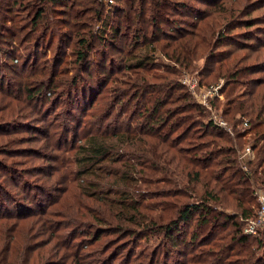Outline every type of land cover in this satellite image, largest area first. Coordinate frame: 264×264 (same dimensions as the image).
I'll return each mask as SVG.
<instances>
[{"label": "rangeland", "instance_id": "obj_1", "mask_svg": "<svg viewBox=\"0 0 264 264\" xmlns=\"http://www.w3.org/2000/svg\"><path fill=\"white\" fill-rule=\"evenodd\" d=\"M1 1L4 3L7 0ZM22 1L19 0L18 3L15 0L8 1L9 6L13 7L15 11V22H11L14 21L12 19L6 21L0 13V23L5 22L7 26L17 27L15 29L19 31V36L14 42L20 46V48L16 47L15 51H17V54L13 58L6 57L9 54H5L6 56H4V54H1L2 51H0V77H4L6 85L9 80L15 83L18 89L21 90V92H18V95L21 93V96L25 95L24 87L26 86H40V84L36 83L48 81L50 77L51 79L56 78V80L51 92H47L50 95L45 93V97L42 96V102L47 99L48 103L39 104L41 101H38L36 103L34 102L32 106H22L19 98L11 99L10 106L13 108L16 107L18 110L21 107L25 108H21L22 112L18 114L21 115L19 118L17 115L13 119H9L7 116L5 120L3 119L6 122L0 123V143H6L8 153L6 155L0 154V160H3L0 164V200L7 204L6 207L9 212H13V218L20 221L22 219H28L27 221L31 223V219L39 216L45 209L49 211L53 209L54 212L56 211L55 215L60 216L59 218L61 219H65L63 221L64 223H69L70 217H62L70 216L73 213L70 204L74 203L76 197L79 201V209L74 211L79 216L85 214V219L87 220H84L89 222V224L81 222V225L84 226V228H81L82 233H92L95 224L99 223L93 217L99 216V219L103 217L109 219L105 213L106 211L102 209V207L109 208L108 203L102 202V200L98 199V196L92 198L90 194L84 195L82 190H79L77 187L79 185L85 188L86 183H82L81 181L73 182L71 178L67 181L68 178L64 175L65 170H61L59 164L53 161L59 157L63 158L65 162H70V158H72L75 151L73 150V146H78L83 141L84 136L99 133L100 124L99 122H97V125L93 124L95 119L91 116L98 118L100 115L101 117H105L109 114L111 116L106 121L107 126L106 128L105 125L103 126L101 133L115 134L116 138L114 141L117 142L116 145L118 147L116 148L115 157L120 162L112 165L111 161H107L102 163L100 168L104 170L108 169L111 171L110 173L114 171L122 178V181L118 182L117 186L114 185V194H110L109 198H117V192L120 194L127 190L130 196H133L139 202L144 201L148 197V199L146 198V205L150 208L149 211L144 210V214L142 215L153 217L160 222H163L161 220L167 221L174 214L173 209H177L178 201L180 203L195 201L194 199H188L183 196L178 198V182H182V178L178 177V148L191 149V147L203 142L206 143L210 140H215L220 145H223L224 142L220 138H212L211 134L207 131L203 132L198 122H192L191 119L184 121L178 117V105L183 104V100L178 103L179 93L186 92V94H192L191 96L194 97L196 103L203 107L204 110L201 108V111L205 113L204 116L194 113V108L190 111V113L192 112L194 114L195 120H212L216 126L227 131L228 136L233 137L237 127L238 129L241 127L242 130L249 129L250 121L248 118H241L236 115L235 119L238 120L240 118L239 121H241L240 126H236L234 124V118L232 117L233 112L228 113V115L226 114L229 109H225V103L227 102V98H229L228 91L230 89L226 91L227 81L225 77L214 74L219 67V63H217L218 60H214L212 57L225 58L230 53L229 49L235 45L234 42L224 43L212 57L209 55L199 56L194 63L186 62L181 65L178 62V58L172 53L175 46L174 39L178 40L179 37L185 36V33L196 31L197 26L203 25L205 21L215 19L216 16L210 18L211 10L215 8L214 5L226 0H178L188 5V7L179 6L177 8L173 6L171 10L165 11V16H167L166 25L162 24L155 33L154 26L147 22L144 25V32H139L140 35H136L138 33L137 30L134 32L131 28H127V26L135 23V19L133 18L134 14L128 8L124 10L125 12L123 8H119L116 3L117 0H112L113 4H107L105 0H98V2L102 3L105 11L102 18L96 20L94 24L93 18H91L93 14L88 9L84 10L88 0H72L73 2H70V7H67L65 11L59 13H56L54 11L55 7L51 5L48 9L51 16L55 14L60 15L71 22L72 25L75 24V26L77 23L87 22L90 28L93 27V31L98 35L104 34L102 28L105 27L106 22L112 27L120 23L121 26L124 25V29L126 28V31L122 30L123 35L119 38L116 48H114L113 44L109 48L110 55H107L106 64H113V67L108 66V71L104 74L101 73L102 67L95 63V67H91V72L88 77L84 73V66L80 71L79 69L73 68L72 51L75 50L77 41L72 42L71 39L62 40L64 38L60 36L61 34L59 35V33L66 32L68 27L53 23V30L58 32V34L53 36V39L43 34L44 37L41 40V44H39L38 40L42 34L40 32V35L38 34L37 36L35 34L27 40L26 34L29 27H27L26 20L32 17V14H30L32 10L29 13L25 10L24 5L35 0H24L25 3ZM19 3L22 5L21 8H17ZM96 5H98L97 2ZM96 5L94 4L93 6L96 7ZM147 7H149V4H147ZM80 9H83L81 11L82 17L77 18ZM250 9H256L251 19H254L253 17L256 16L259 17L258 25L253 28H257V34L254 38L256 40L259 39L262 45H264V0H254ZM111 12H117V15L115 16L114 14L109 17L108 14ZM125 13L128 14V17L127 15L125 16ZM237 25L239 27L234 30V33L241 36V33H244L246 28L242 27V21H238ZM111 26L109 27L110 30L112 28ZM82 31L81 33L83 34L84 32ZM77 32L79 30L75 29L74 33ZM11 39L4 37L0 41V49H10L9 43H6L5 40L11 41ZM237 41L241 42V40ZM169 42L173 43L174 46L168 48V45H170ZM30 43L35 45V49L32 50L33 52H30L34 54L31 56L32 60L35 58L34 63L28 61L30 56L25 58ZM151 44L156 47V50L154 54L151 52L154 55V59L152 60V64L148 66V70H141L137 73L124 68V64L120 62V53L122 55L127 53L137 55V53L144 49L142 47ZM259 48L260 52H264V48H261L260 45ZM213 50L214 46L211 47V51ZM256 51V49L249 47L247 50L238 51L237 55L248 58L243 65H252L256 62ZM23 54L26 55L23 56ZM14 60L15 62L18 61V63L12 64ZM210 60L212 61L209 62ZM73 72L80 73L77 77V80L79 79L77 85L61 88V83L65 79L67 81ZM90 74L92 75L91 80L89 79L91 77ZM165 76H168L167 79H176V88L170 90L171 93L168 100L163 93L157 94V96L164 95L163 98L166 103L162 109L163 112L168 109H177L173 112L174 117L170 116L167 118V122L159 126L160 132L156 133L160 136L150 138L145 143L146 145L142 144L139 139L134 138V142L126 138L122 139L121 135L127 127L126 122L129 123L132 132L139 133V128L144 125L145 119L143 114L146 113V105L150 104L148 102L152 95L150 94L145 98L134 101L128 108H123V105L121 106L120 104L121 101L120 103L117 102V98H115L116 101L111 100L115 91L119 86L133 79L134 82L137 81L138 83L144 80L149 82L148 85L155 87L149 89V91L155 89L156 93H160L158 83ZM261 78H264V73L262 72L246 76L247 80ZM59 80L60 82H57ZM79 82L83 85L81 86ZM83 87L84 89H89V87L93 88L92 94L94 93V97L89 100L88 104L85 103L84 95L81 92ZM68 88L70 89L68 90ZM77 90L80 91L79 94H77ZM253 90L250 88L251 93H253ZM245 91L244 87H239L232 97L235 96V99H239L243 95H247ZM144 93H146V89ZM250 98H252V94ZM124 101H127V98ZM80 102L82 103L80 104ZM124 109H129L128 111L130 112L133 111L131 116L129 115L130 112L124 114ZM154 119V124L158 125V122ZM242 123L243 126H241ZM252 136L253 133L247 134L241 140V148L236 144L239 147L236 155L232 154V152L227 156L217 155L218 161H220L219 163H221L222 159L228 158L221 163L223 169L232 171L241 166L244 172H250L247 163L250 159L254 158V151L251 145H249ZM198 137L203 138L197 139ZM156 139L161 141L158 145L154 142ZM231 147L232 149L236 148L230 145ZM210 149H213V147ZM248 149L250 150L249 152ZM0 153L2 152L0 151ZM233 160L238 161L239 164L233 162ZM12 162H16V164H11ZM215 165L216 163L212 164V166ZM7 167L13 172H10ZM70 168L71 165L67 164V169ZM126 170L128 171L124 173ZM125 176L132 177L134 181L130 182V179L128 180V177ZM184 181L186 182L188 180L185 179ZM115 182L113 180L111 184ZM251 184V191H253L252 197L257 204L255 208L253 206V216H255L261 204V197H264V187L260 183ZM68 187L72 188L65 194ZM191 187H193L194 193L196 191L197 195H201L203 191L201 185L191 183ZM109 188H105L102 195L110 193L111 188ZM137 190L143 191V193L138 196L135 192ZM12 198L14 199L13 201L8 200ZM221 200L222 203L217 205L221 211L228 214H235L237 212L236 204L231 197H223ZM57 202L60 203L57 205ZM161 209L167 210L164 212ZM26 213L29 214L22 216V214L25 215ZM111 216L115 217L113 214ZM1 217H4V214L3 216L0 215ZM118 218L117 216L113 219L115 225L120 223L118 222ZM250 219H246L244 231L249 227L248 221ZM24 223L26 224V222ZM65 225L67 226V224ZM66 226L63 227V232L69 231L68 229L70 227L66 228ZM106 226L108 225L103 224L100 229L99 227L95 229L96 236L88 237V235H83L73 242L75 248V245L77 243L79 244V249L84 254V258L87 253H99L100 256L105 253L103 255L106 256L105 258L113 257V264H139V262L145 261V259L140 260L139 257L141 254L157 252L154 260L155 264H192L189 258L190 254H188L193 250L191 248L192 246L186 252V256L179 257L178 246L177 249H171L169 247L171 244L167 246L161 237L150 236L142 240L139 239L138 242H130L135 239H131V237L125 238L113 232L114 230L106 228ZM230 229L232 227L221 229V234H218L217 237L227 233ZM261 229H264V227L260 228L259 231ZM259 231L257 235H259ZM99 234L101 235L100 240L96 244L92 243ZM61 235L65 234L61 233ZM257 235L252 234V236ZM48 238L49 234L43 237L44 240ZM82 238L90 239V241L81 240ZM253 245L250 241L245 248H252ZM196 248L197 251H200L204 247H198L197 245ZM119 249L122 250L120 251ZM183 249L185 250V248ZM239 249L243 248L239 246L237 247V251H240ZM118 251L122 252V254L117 255L116 253ZM168 251H171L169 256L164 253ZM255 252H257V256L260 258H264V247L260 251L255 250ZM61 253L64 252L61 251ZM231 259L239 258L237 255H234ZM87 261L89 260L87 259ZM193 264L199 263L193 261Z\"/></svg>", "mask_w": 264, "mask_h": 264}, {"label": "trees", "instance_id": "obj_2", "mask_svg": "<svg viewBox=\"0 0 264 264\" xmlns=\"http://www.w3.org/2000/svg\"><path fill=\"white\" fill-rule=\"evenodd\" d=\"M8 1L9 0L6 2L9 6ZM18 1L19 0H15L16 3H18ZM73 1L35 0L24 5L25 10L29 13L32 10L30 13L32 17L26 20L28 24L27 27H29L26 34L27 40L35 34L38 36L41 32L42 34H39L40 39L38 40L39 44H41V40L44 37L43 34L45 36H50L52 39L55 34H58V32H55L52 28L53 23L66 26L68 27L67 31L59 33V35L61 34L60 36L64 38L62 40L71 39L72 42L77 41L75 50L72 51L73 68L79 69L80 71L84 66V73L88 77L91 72V67H95L96 63V65L102 67L101 73L106 74L108 66L113 67V64H106L107 55H110L109 48L111 44L116 48L119 38L123 35L122 30L126 28L124 29V25L121 26L120 23L112 27L106 22L104 25L105 27L102 28L104 34L98 35L93 31V27L90 28L87 22L77 23L75 26V24L72 25L71 22L60 15H56L55 13L54 16L50 15L48 9L51 5L55 7L54 11L59 13L65 11L67 7H70V2ZM177 1L178 0H117L116 3L119 8H123V11L128 8L133 12L135 23H132L131 26H127V28H131L134 32L137 30L138 33L135 34L140 35L139 32H144V25L147 22L154 26L155 33L162 24L166 25L167 16H165V11L171 10L173 6L177 8L179 6L188 7L185 3ZM6 2L2 3L0 0V13L6 21L12 19L14 21L11 22H15V11L13 7H8L7 4L5 5ZM22 2H24V0ZM87 2L84 10L88 9L90 13L93 14L91 18H93L94 24L96 20L102 18L105 9L98 0H88ZM96 2L98 5H96ZM252 2H254V0H226L224 2H219L214 5L215 8L211 10L210 14V18L216 16L215 19L205 21L203 25L197 26L196 31L185 33V36L179 37L178 40L174 39L175 46L171 42H169L170 45H168V48L174 46L172 53L178 58V62L182 65L186 62L194 63L199 56L209 55L212 57L224 43L234 42L235 45L229 49L230 53H228L225 58L212 57L214 60H218L217 63H219V67L214 74L225 77L227 81L226 91L230 89V91H228L229 98H227V102L225 103V109H229L226 114L228 115V113L233 112L232 117L234 118V124L236 126H240L239 124L241 122L239 121L240 118L238 120L235 119L236 115L241 118H248L250 121L249 129L242 130L241 127L239 129L237 127L235 135L233 137L228 136V132L216 126L212 120H195L194 114H192V112L190 113V111L194 108V113L204 116L205 113L201 111L203 107L196 103L194 97L191 96L192 94L187 93V95L186 92L179 93L178 103L183 100V104L178 105V117L182 118L184 121L191 119L192 122H198L203 132L207 131L211 134L212 138L217 137L224 142L223 145H220V143H216L215 140H210L206 143L203 142L191 147V149L178 148V177L182 178V182H178V198L183 196L188 199H194L195 201L184 203L178 201L177 209H173L174 214L171 215L167 221L161 220L163 222H160L153 217L142 215L144 214V210L149 211L150 207L146 205L148 197H146L147 199L145 198L144 201L139 202L133 196H130L127 190L120 194L117 192V198H109L110 194H114V185L117 186L118 182L122 181V178L114 171L110 173L111 171L108 169H101L100 165L107 161H111L112 165L120 162L119 159L115 157L116 148H118L116 145L117 142L114 141L116 136L115 134L101 133V129L104 125L106 128V121L111 114L105 117H101L100 115L98 118L91 116L95 119L93 124L97 125V122L100 124L99 133L93 135L88 134L83 137V141L78 146H73V150L75 151L72 158H70V162H65L63 158L59 157L53 161L59 164L61 170H65L64 175L67 176V181L71 178L73 182L81 181L82 183H86L85 188L79 185L77 187L79 190H82L84 195L90 194L92 198L98 196V199L102 200V202L108 203L109 208L102 207V209L106 211L105 213L110 220L105 217L99 219V216H95L93 217L94 220L99 223L96 222L97 224L93 227L92 233H82L81 228H84V226L81 225V222H85L84 224H89V222L85 221L87 220L85 219V214L79 216L77 212L74 211L79 209V201L76 197L74 203L70 204L73 213L70 216L62 217H70L69 223H64L63 221L65 219H61L59 218L60 216L55 215L56 211L54 212L53 209L51 211L45 209L39 216L32 218L31 223L27 221L28 219H22L21 221L16 220L13 218V212L8 211L6 207L7 204L0 200V215L3 216L4 214V217L0 218V264H113V257L105 258L106 256H103L105 253L101 256L99 253H87L85 259L83 257L84 254H82L81 249H79V244L77 243V245H75L76 248L73 246V242L83 235H88V237L96 236L95 229L98 227L100 229L103 224L108 225L106 228L114 230L113 232L125 238L131 237V239H135L130 242H138L139 239L142 240L150 236L161 237L167 246L171 244L169 246L171 249H177L178 246L177 250L179 257L186 256V252L190 250L189 248L192 246L191 248H193V250L188 253L190 254L189 258L192 264L193 261L199 264H264V258H260L257 256V252H255V250L260 251L264 247V229H261L257 236L249 235L244 231L246 219L254 217L253 206L254 208L257 206L255 199L252 197L253 191H251V183H260L264 187V78L257 80L246 79L247 75L256 74L257 72L264 73V52H260L259 48V45L261 48H264V45H262L259 39L256 40L254 38L257 34V28H253L258 25L259 17L256 16L253 17L254 19H251L252 14L256 10L250 9ZM94 4L96 7L93 6ZM147 4H149V7H147ZM21 6L22 5L19 3L17 8H21ZM82 10L83 9H80V11H78L77 16H79L77 18L82 17ZM114 14L116 16L117 12H111L108 16L110 17ZM126 15L128 17V14L125 13V16ZM238 21H242V27L246 28L245 32L241 33V36L234 33V30L239 27L237 25ZM6 24L5 22L0 23V41H2L4 37L12 38L11 41L5 40L6 43H9L10 49H0V51H2L1 54H4V56H6L5 54H9L6 57L13 58V56L17 54V51H15L16 47L20 48V46L14 42L19 36V31L15 29L17 27H12L11 25L7 26ZM110 26L112 27L111 30L109 29ZM75 29H78L79 32L74 33ZM81 31L84 33L82 34ZM237 40H241V42ZM136 42L138 43L137 39ZM28 46L27 49L29 50L27 55L25 54V56L23 54V56H25V58L30 56L28 61L34 63L35 58L34 60L31 59V56L34 54L31 53L33 52L32 50L35 49V45L30 43ZM212 46H214L213 51H211ZM249 47L257 50L256 62L252 65H243L248 58L245 56H238L237 52L247 50ZM142 48L144 49L137 53V55H133L132 53L122 55V53H120V62L124 64V68L137 73L141 70H148V66L152 64V60L154 59V55H152L151 52L154 54L156 47L151 44L145 45ZM15 60L12 61V64L18 63V61L15 62ZM211 61L212 60L209 62ZM54 69L56 70L55 66ZM79 75L80 73L73 72L70 78L68 77L67 81L65 79V81L61 83V88H64V86H76L79 80H77V77ZM90 76L89 79L91 80L92 75L90 74ZM167 78L168 76H165L162 78V81L158 83L160 93H156L155 89L149 91V89L155 88L153 85H148L149 82L144 80L138 83L137 81L134 82L133 79L119 86L115 91L111 100L116 101L115 98H117V102L120 103L121 101L120 104L121 106L123 105V108H128L134 101L145 98L150 94L152 95L148 102L150 104L146 105V113L143 114L145 121L143 127L139 128V133L132 132L129 123L125 121L127 127L121 135L122 139L126 138L134 142L135 138L146 145L145 143L147 140H150V138L160 136L156 134L160 132L159 126L164 125L165 122H167L166 119L173 116L174 110H177L168 109L163 112L162 109L166 103L163 98L164 95L157 96V94L163 93L168 100L171 93L170 90L176 88V79ZM4 80V77H0V123H5L6 121L4 120L7 116L9 119H13L17 115L19 118L21 115L18 114L22 112L21 108H25L21 107L19 110L16 107L13 108L10 106V102H12L11 99L19 98L22 106H32L34 102L36 103L38 101H41L39 104L48 103L46 98V100L42 102V96L48 91L51 92L56 78L51 79L50 77L48 81L36 83L40 84V86L35 87V85H33L34 87H24L25 95L23 96H21V93L18 95V92H21V90L18 89L15 83L9 80L6 85ZM68 81L69 83H67ZM57 82H60V80ZM80 85L82 86L83 84L80 83ZM239 87H244L246 90L245 94L247 95L235 99V96L232 97V95H235ZM250 88H252V90L254 89L253 93L250 92ZM69 89L70 88H68V90ZM145 89L146 93H144ZM92 91L93 88L91 87H89V89H84L83 87V90H81L83 93L82 95H84L85 103L87 104L89 100L94 97ZM79 92L80 91L77 90V94H79ZM251 94L252 98H250ZM55 95L57 94L55 93ZM125 98H127V101H124ZM81 103L82 102H80V104ZM128 110L129 109H124L123 113L126 114L130 112ZM132 112L133 111L130 112V116ZM153 119L158 122V125L154 124ZM241 126H243V123ZM250 133H253V136L250 139L249 145H251L254 151V158L250 159L247 163L250 172H244L241 166L232 171L223 169L221 163L228 158L222 159L221 163H219L220 161H218L217 155L227 156L231 154V152L236 155L237 149L242 147L241 140ZM202 138L203 137H198L197 139ZM156 140L154 142L158 145L161 141L159 139ZM236 144L239 147H237ZM230 145L236 148L232 149ZM212 147L213 149H210ZM0 151L2 152L0 153L1 155L8 154L6 143H0ZM1 162H3V160H0V164ZM233 162L238 163L236 160H233ZM215 163L216 165L212 166V164ZM11 164H16V162H12ZM67 164L71 165L70 169H67ZM7 169L13 172L9 167H7ZM127 171L128 170L124 171V173ZM129 179L130 182L134 181L132 177H128V180ZM185 179L188 181L185 182ZM113 180L117 182L111 184ZM191 183L201 185L203 189L201 195H197L196 191L194 193ZM108 187L111 188H109L110 193L102 195L105 188L108 189ZM71 188L68 187L65 194L68 193ZM135 192L138 196L143 193V191L138 190ZM223 197H231L233 199L237 209L235 214L225 213L217 207L219 203H222L221 198ZM8 200L13 201L14 199ZM59 203L60 202H57V205ZM3 210L5 211L3 212ZM161 210L165 212L167 209ZM28 214L29 213L25 215L22 214V216ZM112 214L115 217H112ZM117 216L119 217L118 222L120 223L115 225L113 219ZM24 222H26V224ZM65 224H67V226ZM65 226L66 228L70 227V229H68L69 231H62ZM229 227H232V229L217 237L218 234H221V229ZM61 233L65 235H61ZM46 234H49V238L44 240L43 237ZM100 238L101 235H97L92 243L96 244ZM81 240L90 241V239L86 238H82ZM250 241L254 244L253 247L245 248ZM197 245L198 247L204 248L197 251ZM90 246H92V244H90ZM239 246L243 249L237 251V247ZM183 248H185V250ZM119 250L121 251L122 249ZM61 251L64 253H61ZM120 251L116 254H122ZM236 251L237 253L234 254ZM170 252L171 251L164 253L169 256ZM156 254L157 252L141 254L139 257L140 260L142 261L145 259V261L139 262V264H155L154 260ZM234 255H237L239 259L230 260ZM87 259L89 261H87Z\"/></svg>", "mask_w": 264, "mask_h": 264}, {"label": "built area", "instance_id": "obj_3", "mask_svg": "<svg viewBox=\"0 0 264 264\" xmlns=\"http://www.w3.org/2000/svg\"><path fill=\"white\" fill-rule=\"evenodd\" d=\"M107 4H113L112 0H105ZM216 125V124H215ZM223 125V123H221ZM250 150L248 149V152ZM249 227L245 230V233L251 235H257L260 228L264 227V197H261V204L257 215L251 218L249 221Z\"/></svg>", "mask_w": 264, "mask_h": 264}]
</instances>
